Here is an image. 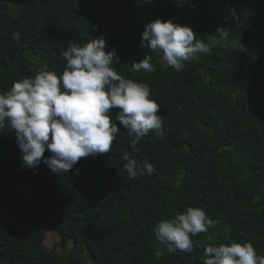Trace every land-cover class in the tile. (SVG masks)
<instances>
[{
    "label": "trees",
    "instance_id": "1",
    "mask_svg": "<svg viewBox=\"0 0 264 264\" xmlns=\"http://www.w3.org/2000/svg\"><path fill=\"white\" fill-rule=\"evenodd\" d=\"M15 1L18 12L0 0V94L44 66L59 76L70 44L103 36L105 51L117 53L113 69L150 89L166 135L150 133L136 152L121 127L109 153L81 158L60 175L43 159L36 170L23 167L7 127L0 134V189L9 178L18 182L0 191V264H85L86 252L90 264H203L208 245L264 242V0ZM217 1L226 41L211 40ZM232 9L239 18L226 20ZM157 18L190 26L204 45L182 71L142 46L146 25ZM235 38L253 44L235 47ZM148 55L154 71H133ZM118 111L110 110L113 120ZM126 152L156 171L130 180ZM189 206L215 224L192 237L193 253H170L153 229ZM51 228L59 239L48 248Z\"/></svg>",
    "mask_w": 264,
    "mask_h": 264
},
{
    "label": "clouds",
    "instance_id": "2",
    "mask_svg": "<svg viewBox=\"0 0 264 264\" xmlns=\"http://www.w3.org/2000/svg\"><path fill=\"white\" fill-rule=\"evenodd\" d=\"M228 18L239 17L232 9ZM13 38L19 44L21 34L16 32ZM142 46L162 55L167 66L176 71H182L186 62L205 50L190 26L160 18L146 25ZM105 47L103 36L82 46L72 43L62 53L66 60L62 74L44 66L0 94V134L7 127L15 132L23 167L36 170L43 159L54 174H66L81 158L109 153L121 127L133 137L130 147L136 152L141 139L150 133L164 138L160 107L150 98V89L119 75L112 67L118 62L117 53L106 52ZM151 60L148 55L135 62L133 71H154ZM112 109L119 110L115 120L110 115ZM123 160L130 180L156 171L152 163L141 166L127 152ZM214 224L205 210L189 206L174 218L160 221L153 232L170 253L191 254L195 251L192 237L208 232ZM204 256L203 264H264V255H258L250 242L208 245Z\"/></svg>",
    "mask_w": 264,
    "mask_h": 264
},
{
    "label": "rangeland",
    "instance_id": "3",
    "mask_svg": "<svg viewBox=\"0 0 264 264\" xmlns=\"http://www.w3.org/2000/svg\"><path fill=\"white\" fill-rule=\"evenodd\" d=\"M8 2L10 3L12 9L14 12H18L19 10V6L18 4L16 3L15 0H8ZM222 2L221 1H217L215 2L213 5V8H214V12L216 13L215 17H216V22L218 23V28L216 30V34H213V33H210L211 35V40H223V41H226L229 36L227 34V31L225 29V24H224V15L220 14L218 12V5H220ZM210 9V8H209ZM213 13V12H212ZM231 44L235 47H241V48H248L250 46H252L253 42L250 41V40H245V41H242L238 38H235V40H230ZM183 109L186 108L185 105L182 106ZM218 169L220 171V173L222 174H225L227 173V168L225 167V165L223 163H219L218 164ZM18 182L17 179L15 178H9L7 180V185H4L0 191L3 193V194H7L8 193V187H13L16 183ZM59 237L58 235H56V233L54 232V229L51 228L50 230H48V238L45 242V246L48 247V248H52L56 242L58 241ZM254 248L256 249V251H259L261 249V247L264 246V242H259V241H254L252 242ZM84 260H85V264H90V256L89 254L86 252L84 254ZM190 261V257L189 256H186L185 258V263H189Z\"/></svg>",
    "mask_w": 264,
    "mask_h": 264
}]
</instances>
